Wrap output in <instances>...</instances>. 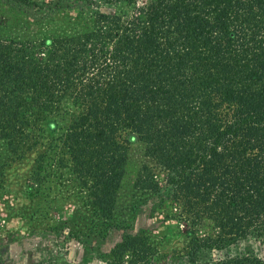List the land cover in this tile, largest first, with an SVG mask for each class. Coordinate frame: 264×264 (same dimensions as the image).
Returning <instances> with one entry per match:
<instances>
[{"label":"trees","instance_id":"trees-1","mask_svg":"<svg viewBox=\"0 0 264 264\" xmlns=\"http://www.w3.org/2000/svg\"><path fill=\"white\" fill-rule=\"evenodd\" d=\"M80 1L120 8L70 33L0 36V139L37 149L28 188L68 183L106 220L138 140L148 162L136 185L181 226L182 264H264V0ZM75 218L63 226L78 236ZM101 254L158 261L146 235L127 232Z\"/></svg>","mask_w":264,"mask_h":264},{"label":"rangeland","instance_id":"rangeland-1","mask_svg":"<svg viewBox=\"0 0 264 264\" xmlns=\"http://www.w3.org/2000/svg\"><path fill=\"white\" fill-rule=\"evenodd\" d=\"M41 1L37 6L0 1V36L39 40L70 33L85 28L97 9L120 8L103 1L86 4L77 0L61 8L54 6V0ZM36 154L37 149L14 153L0 139V264H106L108 257L102 258L101 253L108 252L126 232L150 239L157 252L156 264H182L179 255L187 239L181 226L164 221L162 210L155 208L159 196L136 185L140 168L148 162L140 141L130 144L115 208L106 220L85 208L68 183L30 190ZM73 214L78 236L63 226ZM195 229L199 236L210 234L211 224L204 220ZM249 244L240 241L230 250L245 251Z\"/></svg>","mask_w":264,"mask_h":264}]
</instances>
